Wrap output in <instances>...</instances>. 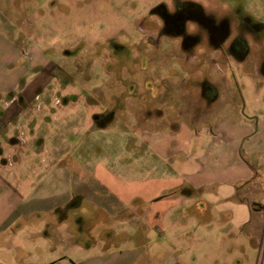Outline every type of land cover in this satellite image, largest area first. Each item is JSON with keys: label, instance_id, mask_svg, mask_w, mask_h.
Listing matches in <instances>:
<instances>
[{"label": "rangeland", "instance_id": "rangeland-1", "mask_svg": "<svg viewBox=\"0 0 264 264\" xmlns=\"http://www.w3.org/2000/svg\"><path fill=\"white\" fill-rule=\"evenodd\" d=\"M165 1L0 0V264H264V0H209L262 27L216 64L149 37Z\"/></svg>", "mask_w": 264, "mask_h": 264}, {"label": "flooded vegetation", "instance_id": "flooded-vegetation-1", "mask_svg": "<svg viewBox=\"0 0 264 264\" xmlns=\"http://www.w3.org/2000/svg\"><path fill=\"white\" fill-rule=\"evenodd\" d=\"M34 9V19L37 18L38 14L41 18V7H38L35 3ZM238 11V28H240L241 31L237 32L235 35H231L234 22L232 16L233 12H228L226 10L219 14L209 0L206 3L202 2V0H166L157 5L152 10V14H150L153 16V20L149 23V37L152 38L153 41L156 36L159 39H167L170 41L168 45L178 49L184 54H199L201 52L199 48H204L207 51V58L213 61L214 64H216V59L218 57L223 60L227 59L228 56L242 59L249 52V45L246 40L247 37L243 29L248 32H256L257 29L259 31L262 27L258 24L253 25L246 16H243L242 13ZM22 12L23 13L20 15L21 18H27L32 15L31 8L26 5V2H24ZM24 53L26 54L25 51ZM210 53L216 54L217 58L211 57L212 55ZM70 55H72L71 52H68L67 56ZM199 55L200 56L197 58L198 60H206V56ZM32 60L31 63L34 64L32 69L37 73L42 67L41 65H37L35 56ZM262 65H264V63ZM190 82L194 85L199 84L201 89L200 96L203 98V101H206L207 106L210 107L217 99V93H214L215 89L210 84L209 79L204 77L201 81L191 80ZM20 96L23 102V95L20 94ZM65 101L69 104L71 102H77L78 98L73 95H68L65 97ZM158 114L157 119L163 118V113L160 112ZM151 116L152 114L149 115V117ZM94 118L98 123L99 121H103L102 118L104 117L95 115ZM101 125L104 126V123ZM14 140L16 141L14 145L20 144L18 138H14Z\"/></svg>", "mask_w": 264, "mask_h": 264}, {"label": "crops", "instance_id": "crops-1", "mask_svg": "<svg viewBox=\"0 0 264 264\" xmlns=\"http://www.w3.org/2000/svg\"><path fill=\"white\" fill-rule=\"evenodd\" d=\"M14 88V87H13ZM12 88H10L9 90H11ZM31 91H32V89H30ZM13 97V96H12ZM78 102V101H77ZM10 117H11V114L9 115ZM2 119H3V116H0ZM7 117V116H6ZM19 121V118L18 117H16L15 118V122H18ZM32 126H34L33 124H32ZM33 130V129H32ZM34 131V130H33ZM17 133L14 131V130H11V127H10V125H8V124H6V123H4V122H0V146L1 145H3L4 147H5V144H7V143H11V145H14L15 144V140H14V138H18V139H20L19 137H17V136H14V135H16ZM14 137V138H13ZM12 139V140H11ZM42 139H40V140H38V141H41ZM38 141H36V142H38ZM20 145V144H19ZM16 146V145H15ZM2 149H4V148H2ZM1 149V150H2ZM2 153H3V150H2ZM9 192V191H8ZM73 195H79L78 194V192H76V191H74L73 192ZM78 197V196H77ZM117 197H118V199L120 200V202H122V203H125L126 205L129 203V200H130V198H132V197H128V196H126V195H124L122 192H120V193H118V195H117ZM145 198V197H144ZM3 200V199H2ZM70 200V199H69ZM5 202H7V205H9L10 204V202L7 200V199H4V201H1L0 200V205H3V204H5ZM70 202V201H69ZM132 203H133V201H132ZM63 204L61 203H59L58 205H57V207H59V206H62ZM18 210V209H17ZM17 212V211H16ZM118 213V212H117ZM1 224H3V225H6V220L5 221H2V222H0ZM4 228V226L2 227V229ZM10 228V227H9ZM0 229H1V227H0ZM108 255H109V253H107L106 252V257L108 258ZM110 256H112L111 254H110ZM131 257H133V255H130ZM137 260V259H136ZM135 260V261H136Z\"/></svg>", "mask_w": 264, "mask_h": 264}]
</instances>
